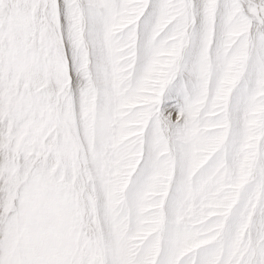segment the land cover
Instances as JSON below:
<instances>
[{
  "label": "snow or ice",
  "instance_id": "snow-or-ice-1",
  "mask_svg": "<svg viewBox=\"0 0 264 264\" xmlns=\"http://www.w3.org/2000/svg\"><path fill=\"white\" fill-rule=\"evenodd\" d=\"M0 264H264V0H0Z\"/></svg>",
  "mask_w": 264,
  "mask_h": 264
}]
</instances>
